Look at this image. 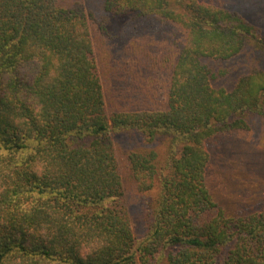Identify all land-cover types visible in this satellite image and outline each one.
Masks as SVG:
<instances>
[{"label": "trees", "instance_id": "obj_1", "mask_svg": "<svg viewBox=\"0 0 264 264\" xmlns=\"http://www.w3.org/2000/svg\"><path fill=\"white\" fill-rule=\"evenodd\" d=\"M126 15L185 32L163 109L108 111L90 22ZM263 116L264 30L235 10L0 0V264H264V210L227 214L207 179L208 141Z\"/></svg>", "mask_w": 264, "mask_h": 264}, {"label": "rangeland", "instance_id": "obj_2", "mask_svg": "<svg viewBox=\"0 0 264 264\" xmlns=\"http://www.w3.org/2000/svg\"><path fill=\"white\" fill-rule=\"evenodd\" d=\"M208 1L239 12L264 30V0ZM90 26L108 111L165 108L184 30L158 16L113 17V37L102 34L93 21ZM114 136L126 200L137 222L141 196L127 166L126 139ZM208 149V184L227 214L240 216L264 210V116L255 119L249 130L236 129L214 136L208 141Z\"/></svg>", "mask_w": 264, "mask_h": 264}]
</instances>
